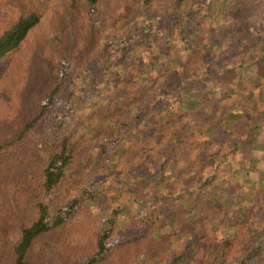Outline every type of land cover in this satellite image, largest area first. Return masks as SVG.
<instances>
[{
  "label": "trees",
  "instance_id": "16d2710c",
  "mask_svg": "<svg viewBox=\"0 0 264 264\" xmlns=\"http://www.w3.org/2000/svg\"><path fill=\"white\" fill-rule=\"evenodd\" d=\"M7 1L11 0L3 3ZM52 1L60 4V18L84 14L74 28L80 35L103 40L95 50L110 73H101V80L86 93L72 94L81 103L78 114L70 103L58 119L50 117L56 95L67 99L66 91L77 88L75 78L81 73L69 74L64 62L74 45L68 41L69 31L39 32L46 3L15 0L16 12L0 28V71L11 56L24 51L33 56L14 61L0 83V264H111L107 258L119 248V231L124 235V255L115 264H130L139 255L141 264H264V148L258 147L260 155L248 156L251 164L241 166L236 151L245 139L231 136L243 127L247 133L257 132V137L263 134L256 144L264 146L263 90L256 92L250 106L233 112L237 101L244 98L242 106L251 97L244 91L264 82L263 74H254V68L264 64V0H133L143 10L140 20L131 24L117 18L121 28L127 26L128 40L118 33L104 39L89 22L93 12L112 13L110 0ZM157 1L161 9L153 6ZM154 31L157 38L152 42L147 35ZM147 47L154 52L146 53ZM114 50L125 51L126 65L107 64ZM54 67L60 70L58 78L39 105L48 118L23 121L22 108L29 100L25 98L38 88L28 91L26 84L30 79L40 82L46 69ZM175 74L183 86L165 88L168 103L159 96L160 105L150 110L147 100L153 97H146L134 117H112V102L123 101L125 93L134 95L136 80L168 81ZM195 83L205 90L217 85V93L226 95L218 96L219 103L212 106H217L219 116L212 113V121L204 123L195 109L191 122L166 121L172 114L179 117L175 112L185 103L188 109L196 107L202 93L189 88ZM13 86L20 89L12 90ZM238 109L243 115L255 114V122L238 119L236 129ZM228 114L235 115L233 121L226 120ZM71 116L82 117L77 131ZM131 120L136 139L128 142L124 135ZM153 121L155 132L145 133ZM106 137L110 146L104 155ZM100 139V146H94ZM144 159L142 169L134 171ZM98 160L105 186L98 191L105 194L97 207H111L108 215L93 212L84 195L74 191L91 184L83 165L90 171L89 163ZM236 162L239 166H233ZM252 169L262 186L247 200L253 187L245 184L250 175L241 176ZM226 176L243 180L242 197L231 190L221 196L209 194L216 183L229 181ZM134 205L137 208L130 211ZM77 214L78 224H72Z\"/></svg>",
  "mask_w": 264,
  "mask_h": 264
},
{
  "label": "rangeland",
  "instance_id": "374dc122",
  "mask_svg": "<svg viewBox=\"0 0 264 264\" xmlns=\"http://www.w3.org/2000/svg\"><path fill=\"white\" fill-rule=\"evenodd\" d=\"M3 1L6 0H0V28L1 26H3V24H5L6 22L9 21L11 14H13L14 12H16L17 10V6L15 4V0H11V1H7L5 3H3ZM38 0H35V2ZM46 0H42V2H45ZM83 0H80V2H82ZM48 3V4H47ZM45 5H43V8H45L47 10V12L45 13V15L42 17L41 23L39 25V32L43 33V34H56V33H62L63 31H69L70 32V37L68 39L69 42H71L72 45H74V50L67 53V59L64 61L67 69L69 70V74L71 72V74H77L78 72L81 73V76L76 77L75 78V83L74 85L77 87L76 89L72 90L69 89L66 91V97L67 99H63V96L60 97L59 95H56V100L53 103V105L50 107L51 109L49 110L50 113V117H56V119H58L62 114L63 111H67L68 105H70V103L76 107L77 109V114L79 113L80 109L79 107L81 106V103L79 101V99H76L75 96H73V93H86L90 87L95 86V84L97 83L96 80H101V73L103 72H109L110 70H104V68L106 66L103 65V61H105V58L101 55V52H97L95 50V48L98 46L97 44L99 43V45L103 44V40L99 39L94 40L93 38L89 37L88 34L86 35H80L79 31L76 30L74 27L76 26L75 23L79 22V19L84 17V14H80L77 16L78 19H74L72 16H68V17H64V18H60L58 17V10L60 9V4H57L55 2H53L52 0H49ZM107 4L109 6L110 9H113L112 13L109 14L107 12H93L89 15V22L91 25H93L98 31L99 33L101 32L103 35V38L105 39H109L111 40V36L113 34H119L120 38L123 39H127L128 40V36L125 35L126 33V29L127 26L125 28H121L119 26V22L117 21L118 17H122L125 18L127 20H129V22H131V24L134 23V21H136L137 19L140 20L141 18V11H143L142 9H140V7L136 6L133 2V0H110L109 3L107 1ZM153 6H156L158 9L162 8L161 7V2L157 1L156 3H153ZM49 7H51L49 9ZM170 7V6H169ZM143 8V7H142ZM164 10V9H163ZM146 12V10H145ZM130 24V25H131ZM78 26V25H77ZM124 27V26H122ZM80 28V27H79ZM86 28V27H85ZM128 30V29H127ZM33 34V32L31 33V35ZM33 36H30L29 39H27L26 43L30 44V41L32 39ZM125 37V38H124ZM154 37L157 38L156 32L154 31L153 34H148L147 38L148 40H152V42L155 41ZM147 41V40H145ZM123 52V53H122ZM154 49L152 48H146V53H153ZM122 55H119L121 54ZM27 55L28 59L30 60L31 57L33 55L30 54V52L28 51H24L23 53L16 55V56H11L10 59H5L3 61V66L4 68H2V70L0 71V83L7 77L9 70H10V66L12 65V63L15 61L17 62V60L24 55ZM35 55V54H34ZM129 55V54H128ZM127 54H125L124 50L119 51L118 53L116 52V50H114L111 53V60L110 62H107V64L109 63L110 65L116 63L118 65H126V63L128 62L127 60ZM52 63L55 62V59H51ZM136 61H138L136 59ZM168 63V62H167ZM101 64L103 66H101ZM143 65V64H142ZM101 66V67H99ZM102 69L101 72L99 71V69ZM54 68H50V69H46V75L43 79L40 80V82L34 80V79H30L28 81V83L25 86V89H27L28 91H32L34 89L35 86H37V90L36 92H30L27 94V97L25 99H29L28 101H26L23 105L22 111H23V115L21 117V119L23 121H33L34 118H39V115L41 117V119L39 120L44 121V119L48 118V115L43 111V114H41V112L39 111L40 108V103H43V99L44 96H46L49 92V89L51 88L50 86L52 84H54L58 78L59 72L60 70ZM163 69V68H162ZM161 68L158 69V72H161ZM160 78H158V80H156L155 82H149V81H144V80H140L139 79L136 80L137 83L135 84L136 87V93L131 94V95H127L125 93V96L123 98V101H113L112 102V117L114 116L116 119L117 118H122V117H126L125 120L128 119V117H134L136 114V111L138 108H140V106L143 105V101L145 100L146 97H153V99L147 100L150 101L151 107L150 110H155V108L157 109L158 105H160V99L159 96H163V101L165 103H168V101L165 99L167 98V94L165 93V88H169L172 87L174 85L177 84L176 80H177V76L176 74L173 75V77L167 81V78H165L166 80H159ZM18 89H20V87L18 86H13L12 90L18 91ZM126 92V91H125ZM170 94V92H168ZM156 95L157 98L154 96ZM95 101L89 103L88 107H94ZM172 108L175 107V104L173 103L172 105H170ZM147 108V107H146ZM62 109V110H61ZM75 109V111H76ZM61 110V112H60ZM147 110H149V108H147ZM40 112V113H39ZM145 112H147L145 110ZM45 113V115H44ZM130 113V115L128 116V114ZM180 113V112H179ZM178 113V114H179ZM236 113V112H235ZM134 115V116H133ZM174 115L172 114L171 117H173ZM232 116H235L234 114H228L226 115V120L229 121H233ZM73 126L72 129L74 130H78L79 127H81V124L83 122L82 117H76L73 118L72 116L70 117ZM135 119V118H134ZM150 120V118H148L146 121ZM134 122H132V120L129 122V125L126 126L127 128V134L124 135V137L126 138L125 140H127L128 142L130 141H134L136 139L134 133L137 131V127L134 126L133 124ZM156 123V121H153L152 126L151 123L150 125H147V129L145 130V133H154L155 130L153 129V125ZM36 127H38L36 125ZM122 129H124V127H122ZM142 132L144 133V130H142ZM109 136V135H107ZM103 140H97L94 144L95 145H99V143H101ZM104 150L102 151V154L105 155V152L108 151V147L110 146V140L106 137L104 139ZM100 146V145H99ZM102 150V149H101ZM107 156H105L106 158ZM106 160L108 161V159L106 158ZM146 159L142 160L141 162L138 163L137 167L134 169V171L138 172V170L142 169V167L144 166V162ZM187 163V162H186ZM93 168L92 170L89 171L88 168H86L87 165H83L84 171L87 172L88 174V181L91 183L89 185H86V187L84 188V186L82 185H78L77 187L74 188L75 193H79L83 196V198H86V203L89 204L91 210L97 214L100 213H104L106 215H108V212H110V208L108 209L106 208V210H100L97 207V204L102 203L103 198H104V194L105 192L102 190L98 191L99 188H103L105 186H103V183L101 182V168H100V164H99V160L98 161H91L89 163V166H92ZM183 166L186 169H189V164H183ZM152 169V168H150ZM149 173V172H148ZM226 178H229V180H231L230 176H226ZM67 185H69V183H66ZM181 185V184H180ZM179 184L177 185V187H181ZM99 187V188H98ZM215 188V187H214ZM73 189V188H72ZM210 193L209 194H214L216 195V192L214 191V189L211 187L210 188ZM144 195V194H143ZM139 197H145L140 195ZM111 204L115 207H117V201L114 202L111 200ZM122 203V202H120ZM103 208V207H102ZM137 208L136 205L132 206V208L130 209V211H134ZM102 211V212H101ZM128 217H130L128 215ZM132 218V217H131ZM78 219H79V215H75L72 220L70 221L72 224H78ZM115 222V221H114ZM138 231V228H137ZM119 235H117L118 238V249H115V252L113 255L109 256L108 259V263L110 262L111 264H115L116 259L119 256H123L124 253L122 251V246H123V237L124 235L121 233V231L118 232ZM121 235V236H120ZM130 264H141L140 262V255L137 257H134V259L131 261Z\"/></svg>",
  "mask_w": 264,
  "mask_h": 264
},
{
  "label": "crops",
  "instance_id": "0c3cea01",
  "mask_svg": "<svg viewBox=\"0 0 264 264\" xmlns=\"http://www.w3.org/2000/svg\"><path fill=\"white\" fill-rule=\"evenodd\" d=\"M189 75L191 74V71H189V73H188ZM254 74H263L264 75V64L262 65V66H256V68H254ZM182 86H183V84H182ZM182 86L180 85V84H176V85H174L173 86V88L172 89H182ZM208 86V85H207ZM206 86V90H205V88H203V87H205L204 85L202 86V85H200V84H197V83H195L193 86H189V88L190 89H196L197 91H198V93L200 92V93H202V95L200 96V97H198L197 99H198V101H199V103L198 104H196V107L195 108H193V109H188V107H187V103H185V104H183V105H181L182 107H181V109L179 110V111H176L175 113H179V117L181 118L180 120H177V118H179V117H176L175 118V116H176V114L173 116V117H169L168 119H166V121H168V122H177L178 124H180V123H182V122H191L192 120H194L193 118H192V112H194V110L196 109V114L198 115V116H200V118H203V122L205 123L206 121L208 122V121H212V120H210L211 119V114L212 113H214L213 114V117L214 116H219L217 113H216V111H217V106H216V108H214L213 110H212V106H213V104L214 105H216V104H218L219 102H218V100H219V98H218V96H226V95H224V94H220L219 95V93H217V91H216V89H218V87H217V85H214V88L213 89H210L209 87H207ZM230 86V85H229ZM228 86V87H229ZM262 89L263 90V94H264V82L262 83V84H259L258 86H256L255 88H253L252 90H246V91H244V93L246 94V95H249V96H251V97H249V98H246V101H245V104L243 103L242 104V106L240 105L239 106V104L240 103H242L244 100V98L243 99H241L240 101H237V104H236V106H234L233 108V112L234 111H236V108H239V107H245L246 105H248V106H250L251 105V103L253 102V100H255L256 99V92L259 90V89ZM228 89V88H227ZM212 90L213 91H215L216 93H214V92H212ZM184 91V90H183ZM248 91V92H247ZM252 91V92H251ZM198 93H196V95L198 94ZM199 95V94H198ZM216 96L215 98H216V100H214V99H212V96ZM197 97V96H196ZM263 97H264V95H263ZM263 100H264V98H263ZM218 107L219 108H222V104H220V105H218ZM218 108V109H219ZM221 110H223V109H220V111ZM189 111V112H188ZM219 111V110H218ZM239 113H237V118L235 119V123H234V127L236 128V129H238V126H237V123H238V119H241L242 120V122L243 123H246V121H253V122H255V120H254V117H256V115L255 114H252V117H251V113L249 114V112H247L246 111V116L245 115H243L242 113H240L241 112V110L240 109H238L237 110ZM258 116V115H257ZM257 120H259V119H256V121ZM259 122V121H258ZM263 127H264V124H263ZM221 129V128H220ZM220 129H216V131L218 130V132H216V135L218 136L219 134H221V132H220ZM212 131H213V129H212ZM222 131V130H221ZM248 132V129H246L245 130V128H243V127H240L239 128V133H236V134H234V133H232L231 134V136L232 135H234V137L233 138H236V139H239V138H242V139H245V140H243V141H241L240 142V144L238 145V148H237V151H236V153H237V158L235 159V160H237L238 162H242V164H241V166L243 165V164H248V163H250V162H252V161H250V159H249V157L248 156H252V157H255L256 155H260L261 153H263V151L262 150H258V147H260V148H264V146H263V144H256V142H258L257 140H258V138H260V137H263V134L262 135H259L258 137H257V135H258V133L257 132H255V131H251V132H249V133H247ZM247 134V135H246ZM170 137V136H169ZM215 137V136H214ZM258 150V151H257ZM251 164V163H250ZM249 165V164H248ZM247 165V166H248ZM233 166H239V165H237V162H236V165H234V163H233ZM262 174L264 175V172H260V176H262ZM250 175V178H248V180H246L245 181V184H248V186L249 187H253V192L251 193V195H249V194H247V195H249L248 196V198H247V200H249L250 199V197L251 196H254L255 195V193H256V191H258V189L262 186V184L260 183V182H258L257 181V178L259 177V174L257 173V171H254V169H252V170H248V173L245 175H243V176H241L242 178L243 177H245L246 176V178H247V176H249ZM245 179V178H244ZM243 180H238L237 181V179H233L232 177H231V180H229V181H226L225 179L224 180H221L220 182H218V183H216L215 185H214V187H213V189H214V191L216 192V195H219V196H221V195H223L225 192H226V190H231V191H233V194H236V195H238L239 197L241 196H243L242 194V190H244V186H243ZM222 187V188H221ZM263 187H264V184H263ZM262 187V189L264 190V188ZM264 194V193H263ZM264 197V196H263ZM248 202V201H247Z\"/></svg>",
  "mask_w": 264,
  "mask_h": 264
}]
</instances>
